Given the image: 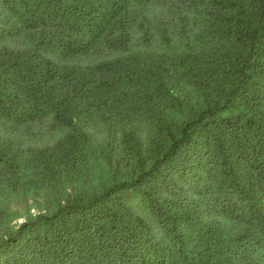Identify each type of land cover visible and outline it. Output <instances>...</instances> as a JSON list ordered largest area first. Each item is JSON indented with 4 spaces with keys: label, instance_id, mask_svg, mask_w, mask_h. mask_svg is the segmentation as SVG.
<instances>
[{
    "label": "trees",
    "instance_id": "obj_1",
    "mask_svg": "<svg viewBox=\"0 0 264 264\" xmlns=\"http://www.w3.org/2000/svg\"><path fill=\"white\" fill-rule=\"evenodd\" d=\"M0 264H264V0H0Z\"/></svg>",
    "mask_w": 264,
    "mask_h": 264
},
{
    "label": "rangeland",
    "instance_id": "obj_2",
    "mask_svg": "<svg viewBox=\"0 0 264 264\" xmlns=\"http://www.w3.org/2000/svg\"><path fill=\"white\" fill-rule=\"evenodd\" d=\"M18 208L21 209L22 206H21V205H18ZM33 211H34V210L31 209V212H33ZM22 220H23V217L15 218V219L12 221V224H15V225H16V224L20 223Z\"/></svg>",
    "mask_w": 264,
    "mask_h": 264
}]
</instances>
